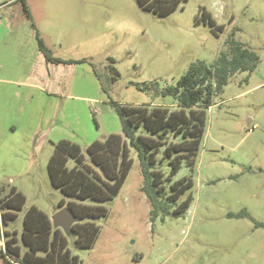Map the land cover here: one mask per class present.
<instances>
[{"label":"rangeland","instance_id":"obj_1","mask_svg":"<svg viewBox=\"0 0 264 264\" xmlns=\"http://www.w3.org/2000/svg\"><path fill=\"white\" fill-rule=\"evenodd\" d=\"M25 3L32 22L20 2L0 0V199L12 189L25 196L21 210L0 208V217L9 215L5 223L0 218V264H29L20 238L28 209L51 219L58 202L68 200L47 174L54 143L69 140L85 150L120 134L111 102L171 108L172 98L136 85H174L193 63L213 64L230 38L259 63L214 96L194 170L183 166L174 177L193 181L182 196L192 198L185 214L150 220L133 154L118 195L102 203L109 215L95 221L100 235L93 249H77L69 236L67 249L79 264H264V0L181 1L167 17L136 0ZM202 10L224 26L219 36L195 22ZM32 24L54 59L75 63H47ZM108 58L115 61L116 82ZM241 211L248 217L233 216ZM12 238L18 255L6 247Z\"/></svg>","mask_w":264,"mask_h":264},{"label":"trees","instance_id":"obj_2","mask_svg":"<svg viewBox=\"0 0 264 264\" xmlns=\"http://www.w3.org/2000/svg\"><path fill=\"white\" fill-rule=\"evenodd\" d=\"M20 2L23 16L32 22L31 12L25 0ZM181 1L187 0H136L138 6L154 15L169 16L177 10ZM215 18L206 10L200 11L195 22L207 24L219 36L224 26L217 25ZM38 51L47 63L72 64L54 59L40 38L38 30L32 24ZM227 52H220L214 63L207 65L197 61L180 76L174 85L158 87L155 83L138 86L139 91H152L154 95L172 98L174 108L164 106H130L111 102L118 116L121 133L108 134L103 141H92L85 150L78 143L59 140L46 166L50 184L58 189L68 200L58 202V207L72 211L77 222L70 234L64 235L54 228L43 211L31 207L23 216L21 242L25 249L23 259L29 264H79L75 255L70 254L68 236L77 249H93L100 235V226L96 220L109 215L107 207L102 205L112 201L124 185L133 166L134 154L139 162L144 193L150 205V220L159 215L182 217L192 198L183 194L192 187L191 176L174 180L183 166L191 172L200 151L206 131L207 111L214 104V96L222 92L229 79L237 73H252L259 58L250 49L245 48L232 38L226 41ZM111 80L116 82L119 74L114 68V59L108 58ZM84 63L78 60L76 63ZM74 162L69 166V162ZM25 196L12 189L0 199V208L16 207L22 209ZM92 200L94 204L84 203ZM15 208V209H16ZM8 214L3 213L1 221L6 222ZM235 217H248L241 211ZM14 217V216H13ZM11 217V218H13ZM9 218V219H11ZM14 239L6 241L8 251L17 255L20 247L12 246ZM40 253V254H38Z\"/></svg>","mask_w":264,"mask_h":264},{"label":"water","instance_id":"obj_3","mask_svg":"<svg viewBox=\"0 0 264 264\" xmlns=\"http://www.w3.org/2000/svg\"><path fill=\"white\" fill-rule=\"evenodd\" d=\"M250 121H247L249 124ZM54 228H59L65 235L70 234L72 225L77 222L75 214L67 208L59 209L50 219Z\"/></svg>","mask_w":264,"mask_h":264},{"label":"built area","instance_id":"obj_4","mask_svg":"<svg viewBox=\"0 0 264 264\" xmlns=\"http://www.w3.org/2000/svg\"><path fill=\"white\" fill-rule=\"evenodd\" d=\"M255 128H256L255 125H251L250 127H248L247 131H248L249 133H251Z\"/></svg>","mask_w":264,"mask_h":264},{"label":"crops","instance_id":"obj_5","mask_svg":"<svg viewBox=\"0 0 264 264\" xmlns=\"http://www.w3.org/2000/svg\"><path fill=\"white\" fill-rule=\"evenodd\" d=\"M171 108H174V105H172Z\"/></svg>","mask_w":264,"mask_h":264}]
</instances>
